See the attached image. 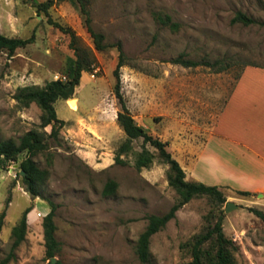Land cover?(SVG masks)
Returning <instances> with one entry per match:
<instances>
[{"label": "rangeland", "instance_id": "374dc122", "mask_svg": "<svg viewBox=\"0 0 264 264\" xmlns=\"http://www.w3.org/2000/svg\"><path fill=\"white\" fill-rule=\"evenodd\" d=\"M45 1L0 0V34L32 35L31 42L12 54L0 51V140L16 139L38 125V107L34 103L22 107L13 95L24 85L64 79L73 51L68 35L49 19L68 27L78 44L91 50L96 64L80 72L72 99L54 101L56 117L64 124L57 141L48 138V148L34 156L47 171L40 194L56 205L55 264H140L134 244L147 215L164 213L176 193L166 182V166L148 144L155 155L152 163L139 170L133 167L141 138L131 140V150L120 154L124 164L113 160L125 138L115 120L112 70L118 53L123 60L118 70L120 92L127 110L149 134L167 142V151L180 165L188 162L192 148L182 145L205 138L241 68L264 66V0H88L90 26L110 45L101 51L93 48L76 2L49 0L43 11L39 5ZM237 11L253 22H231ZM165 16L168 22L162 23L159 18ZM179 54L198 63H215L193 67L171 63ZM43 129L48 132L49 127ZM21 158L22 154L0 167V211L9 199L0 228V264L11 251V227L28 205L23 240L4 264H47L41 218L49 207L24 190L17 174ZM107 180L115 182V189L103 196ZM218 189L223 203L195 196L150 236L148 264L188 261L187 241L214 221L218 209L223 233L237 247L235 263L264 264V221L251 209L264 210L255 197ZM226 201L237 206L224 212Z\"/></svg>", "mask_w": 264, "mask_h": 264}, {"label": "trees", "instance_id": "16d2710c", "mask_svg": "<svg viewBox=\"0 0 264 264\" xmlns=\"http://www.w3.org/2000/svg\"><path fill=\"white\" fill-rule=\"evenodd\" d=\"M77 3L79 11L83 17V23L86 31L92 41L93 48L101 51L110 45L103 42L104 36L100 32L94 31L90 26V17L86 8L88 0H72ZM50 4L47 0L40 4L43 11ZM264 8V1L262 3ZM162 23L168 22V16L159 18ZM231 22H240L248 25L253 20L242 12L237 11L230 19ZM49 22L57 27L60 31L68 35V46L73 51V57L68 59L67 69L64 79H51L46 81L42 86L24 85L16 89L13 99L22 107H27L30 103H34L39 113V123L36 127L29 128L16 139L6 138L0 140V167L7 165L8 162H16L22 154V158L18 161V172L24 190L32 197H40L43 199L49 209L41 218L42 238L44 246V255L49 259L59 250V242L54 237L55 224L53 221L56 205L49 199L42 197L40 188L46 177V169L41 168L35 161L34 156L43 152L48 148L47 140L50 138L57 141L58 130L64 124L62 119L56 117L53 103L57 99H69L73 93L74 87L78 84L81 71H90L92 66L96 64V60L91 50L85 46L78 44L77 37L68 27H64L57 22ZM174 27V23H169ZM32 41V35L27 38L6 37L0 34V51L12 54L15 48L22 47ZM171 63L180 64L185 67H193L199 64L214 65L213 63H198L191 59L182 58L179 54L171 59ZM123 64L121 52L118 53V59L112 70L115 78L113 85V94L118 104L115 120L119 128L122 130L125 138L116 148L113 160L115 163L124 164L125 161L119 156L131 150L130 142L133 139L141 138L140 150L133 152V167L136 170L142 167H148L154 158V153L147 149L146 144L155 150L156 157L159 162L166 166L165 179L174 192L176 193L175 201L162 214H149L146 217L144 229L138 234L135 244L134 253L140 264H148L150 259L149 238L152 234L161 229L167 221L174 218L175 212L184 203L191 198L200 195H206L215 205L224 202L222 192L215 185H206L199 181L186 180L184 171L178 162L170 155L166 149V141L160 140L156 136L149 134L145 128L137 124L125 106L124 99L120 92L119 67ZM253 65V64H251ZM222 67L216 69L220 70ZM48 126L46 132L43 128ZM23 171L20 174L19 171ZM115 189V182L107 180L101 190L103 196L111 195ZM240 195L247 196V191H236ZM9 199L4 201V206L0 211V228L5 216V209ZM31 206H26L20 213L16 223L11 227L10 234L12 242L10 252L1 261L4 264L11 256L12 250L18 246L23 240L26 228V214ZM251 211L264 221V213L258 209ZM208 218V217H206ZM221 209H218L214 221H208L206 227L194 234L188 241L189 260L180 264H236L234 251L236 246L227 238L222 230L221 225ZM47 264H51L48 262Z\"/></svg>", "mask_w": 264, "mask_h": 264}, {"label": "crops", "instance_id": "0c3cea01", "mask_svg": "<svg viewBox=\"0 0 264 264\" xmlns=\"http://www.w3.org/2000/svg\"><path fill=\"white\" fill-rule=\"evenodd\" d=\"M182 147L186 178L247 191L264 210V66L241 68L205 138Z\"/></svg>", "mask_w": 264, "mask_h": 264}, {"label": "water", "instance_id": "95a60500", "mask_svg": "<svg viewBox=\"0 0 264 264\" xmlns=\"http://www.w3.org/2000/svg\"><path fill=\"white\" fill-rule=\"evenodd\" d=\"M19 173H20V174H23V171L20 170ZM236 206H237V205L234 204V203H232L231 201H226L225 204H224V212H227V211H229V210L235 208ZM49 262H50L51 264H55V259H54V257L49 258Z\"/></svg>", "mask_w": 264, "mask_h": 264}, {"label": "bare ground", "instance_id": "6f19581e", "mask_svg": "<svg viewBox=\"0 0 264 264\" xmlns=\"http://www.w3.org/2000/svg\"><path fill=\"white\" fill-rule=\"evenodd\" d=\"M71 99H72V98H71ZM71 99H70V100H71Z\"/></svg>", "mask_w": 264, "mask_h": 264}]
</instances>
